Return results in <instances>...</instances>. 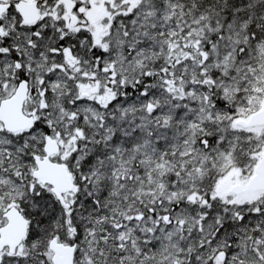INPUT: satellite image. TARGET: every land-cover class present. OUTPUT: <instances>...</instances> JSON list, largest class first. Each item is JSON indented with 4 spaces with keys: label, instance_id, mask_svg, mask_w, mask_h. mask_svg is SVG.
<instances>
[{
    "label": "snow or ice",
    "instance_id": "snow-or-ice-1",
    "mask_svg": "<svg viewBox=\"0 0 264 264\" xmlns=\"http://www.w3.org/2000/svg\"><path fill=\"white\" fill-rule=\"evenodd\" d=\"M0 264H264V0H0Z\"/></svg>",
    "mask_w": 264,
    "mask_h": 264
}]
</instances>
